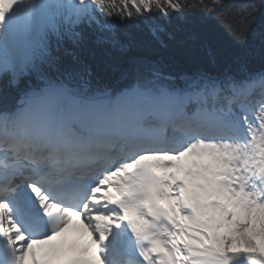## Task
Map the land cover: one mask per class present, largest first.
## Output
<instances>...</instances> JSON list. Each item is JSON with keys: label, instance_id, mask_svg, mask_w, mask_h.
Listing matches in <instances>:
<instances>
[{"label": "snow or ice", "instance_id": "6c2138e0", "mask_svg": "<svg viewBox=\"0 0 264 264\" xmlns=\"http://www.w3.org/2000/svg\"><path fill=\"white\" fill-rule=\"evenodd\" d=\"M261 8L0 0V90L17 94L0 110V264H40L34 247L74 220L93 246L76 264H264V71L249 70L257 39L264 58L253 28ZM128 20L143 21L160 48L203 50L221 67L178 74L133 57L129 87H95L81 53L126 55Z\"/></svg>", "mask_w": 264, "mask_h": 264}, {"label": "trees", "instance_id": "16d2710c", "mask_svg": "<svg viewBox=\"0 0 264 264\" xmlns=\"http://www.w3.org/2000/svg\"><path fill=\"white\" fill-rule=\"evenodd\" d=\"M130 3L131 0H129V4ZM226 3L259 5L260 0H226ZM119 10L120 9L118 8L117 11ZM189 15L195 19L198 26L205 28L213 27V22L210 17H207L202 13ZM153 19L160 24L166 23L164 18L160 15H156ZM119 23L120 22L117 21V24ZM126 24L127 27L134 33L136 38L133 47L126 55L97 49L92 46H89L81 53L82 57L94 70L95 79L93 84L97 88H107L116 93L123 87H129L132 83V76L129 75V69L131 67L130 60L133 57L145 58L148 60H160L166 68L178 74L191 73L196 71L198 68H209V70L216 71L221 67V65H210L208 63L207 53L203 50L197 49L188 53L177 51L175 48H160L148 33L143 21L128 20ZM137 25H139V28L136 27ZM253 28L257 35L264 32V8H261L257 13ZM254 43L257 48V53L249 61L250 71L254 70L252 67V64L254 63L253 59L256 61H264V58L261 57L258 51L260 43L259 39H257ZM228 54L229 44L227 38L225 37L221 44L219 55L222 58H227ZM181 83L182 82L180 80L176 81L177 85H180ZM16 95L17 94L14 89L3 88L0 90V97L2 96L1 98L15 101Z\"/></svg>", "mask_w": 264, "mask_h": 264}, {"label": "bare ground", "instance_id": "6f19581e", "mask_svg": "<svg viewBox=\"0 0 264 264\" xmlns=\"http://www.w3.org/2000/svg\"><path fill=\"white\" fill-rule=\"evenodd\" d=\"M180 163H181V164L186 163V158H185L183 161H181ZM82 230H83V231H78V233L80 234V237H83V241H82V243L80 244V246H77V247H79V248H75V249H85L84 246H85V245H88V243L85 242V241L88 239V237H87V231H86L85 229H83V226H82ZM64 233L66 234L67 238L64 236ZM57 240H58V243H57L56 245H54V246H49V247H47V248L44 249V255H45L46 258H47V257H52L54 251H55L57 248H59V250H61V249H62V245H65L67 242H69L68 240H71V241H72V244H73V243H77V242L75 241V238H74L73 230H72L70 227H68V229H67L65 232H63V233H61L60 235H58V236H57ZM69 243H70V242H69ZM89 245H90V243H89ZM86 247H87V246H86ZM75 249H74V247H73V250H75ZM56 259L58 260V258H56ZM29 264H31V263H29Z\"/></svg>", "mask_w": 264, "mask_h": 264}, {"label": "rangeland", "instance_id": "374dc122", "mask_svg": "<svg viewBox=\"0 0 264 264\" xmlns=\"http://www.w3.org/2000/svg\"><path fill=\"white\" fill-rule=\"evenodd\" d=\"M83 229H84V228H83ZM85 242L88 243V245H85V246H84V248L86 249V248L89 246V241L86 240ZM80 244H81V243H80ZM80 244H79V243H73L71 248L73 249V247H74V249H75V247L80 246ZM86 246H87V247H86Z\"/></svg>", "mask_w": 264, "mask_h": 264}]
</instances>
